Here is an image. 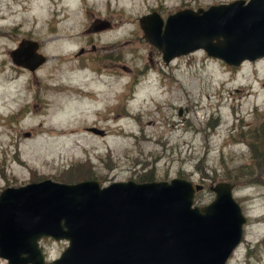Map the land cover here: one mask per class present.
<instances>
[{
	"label": "rangeland",
	"instance_id": "1",
	"mask_svg": "<svg viewBox=\"0 0 264 264\" xmlns=\"http://www.w3.org/2000/svg\"><path fill=\"white\" fill-rule=\"evenodd\" d=\"M233 1L0 0V192L62 184L84 162L101 187L146 172L202 185L195 206L228 183L247 223L227 264H264V153L248 148L264 129V59L231 69L199 51L164 66L137 26L151 12L165 20ZM95 20L110 31L86 33ZM22 41L45 58L33 73L11 63ZM65 247L40 242L48 262Z\"/></svg>",
	"mask_w": 264,
	"mask_h": 264
},
{
	"label": "water",
	"instance_id": "2",
	"mask_svg": "<svg viewBox=\"0 0 264 264\" xmlns=\"http://www.w3.org/2000/svg\"><path fill=\"white\" fill-rule=\"evenodd\" d=\"M142 40L167 66L202 52L237 69L264 59V0L233 1L165 20L151 13L137 21ZM95 22L88 32L108 29ZM11 63L33 73L45 59L38 45L22 41ZM180 116V112L178 113ZM102 137L103 132L85 129ZM210 203L194 206L202 185L167 182L74 185L49 180L0 192V261L5 264H227L242 240L247 221L234 201V186L210 185ZM43 240L66 245L48 262Z\"/></svg>",
	"mask_w": 264,
	"mask_h": 264
},
{
	"label": "trees",
	"instance_id": "3",
	"mask_svg": "<svg viewBox=\"0 0 264 264\" xmlns=\"http://www.w3.org/2000/svg\"><path fill=\"white\" fill-rule=\"evenodd\" d=\"M261 128H264L262 126ZM249 150L253 154V159L258 157H262L264 153V129L253 130L249 134ZM62 184L66 185H73L81 182L86 181H94V173L91 171V168L88 162H84L73 167L69 172L63 174L62 176ZM155 182V175L153 172H146L142 175L138 176L135 183L142 184V183H152ZM264 247V241L261 243Z\"/></svg>",
	"mask_w": 264,
	"mask_h": 264
},
{
	"label": "flooded vegetation",
	"instance_id": "4",
	"mask_svg": "<svg viewBox=\"0 0 264 264\" xmlns=\"http://www.w3.org/2000/svg\"><path fill=\"white\" fill-rule=\"evenodd\" d=\"M111 29V26H110ZM80 54H82V51L79 52ZM103 135V134H102ZM159 182H166V181H159ZM201 194V193H200ZM199 195V194H198Z\"/></svg>",
	"mask_w": 264,
	"mask_h": 264
},
{
	"label": "bare ground",
	"instance_id": "5",
	"mask_svg": "<svg viewBox=\"0 0 264 264\" xmlns=\"http://www.w3.org/2000/svg\"><path fill=\"white\" fill-rule=\"evenodd\" d=\"M86 95V94H85ZM85 98H87V99H90L89 97H87V96H84Z\"/></svg>",
	"mask_w": 264,
	"mask_h": 264
}]
</instances>
